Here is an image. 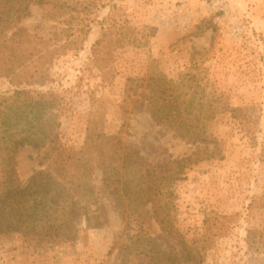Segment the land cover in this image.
Segmentation results:
<instances>
[{
    "label": "rangeland",
    "instance_id": "1",
    "mask_svg": "<svg viewBox=\"0 0 264 264\" xmlns=\"http://www.w3.org/2000/svg\"><path fill=\"white\" fill-rule=\"evenodd\" d=\"M63 1L56 18L52 4L33 3L20 23L55 45L72 41L47 83L25 86L56 93L60 149H87L91 132L120 137L152 164L211 151L151 117L148 77L157 74L183 88L181 114L209 117L221 153L190 165L165 197L176 236L155 219L143 233L128 225L93 152L88 190L75 193L81 214L66 230L74 238L0 234V264H264V0ZM129 77L144 79L124 116ZM12 89L0 77V95ZM41 153L26 145L16 154L22 186L44 169ZM179 239L201 260H187Z\"/></svg>",
    "mask_w": 264,
    "mask_h": 264
},
{
    "label": "trees",
    "instance_id": "2",
    "mask_svg": "<svg viewBox=\"0 0 264 264\" xmlns=\"http://www.w3.org/2000/svg\"><path fill=\"white\" fill-rule=\"evenodd\" d=\"M33 3L43 7L52 4V10L47 11L52 19L59 16L54 11L67 4L63 0H0V77L7 78L14 87L10 93L0 95V234L19 232L28 237L44 234L50 240L74 238L73 231L66 230L74 229V220L82 211L75 193L88 190L95 168L93 152H98L99 167L104 171L106 183L115 185V202L128 225L143 233L145 224L155 219L164 230L177 236L169 211L173 202L164 199L175 197V185L185 179L190 165L221 153L218 139L206 128L209 117L181 114L186 94L182 87L179 89V82L152 74L148 77L147 100L154 121L167 125L175 136L191 144L207 147L213 144L211 151L199 149L197 154L152 164L139 151L126 146L120 137L91 132L87 149L70 154L63 151L59 147V123L54 113L58 106L56 93L25 86L47 83L51 64L66 52L72 41L55 45L51 39L32 34L22 26L20 23L30 16ZM143 79L128 78L120 105L124 116ZM230 110L232 117L237 118L241 109ZM26 145L42 151L39 165L44 169L37 171L24 187L17 171L16 154ZM179 240L186 259L197 263L202 257L199 247Z\"/></svg>",
    "mask_w": 264,
    "mask_h": 264
}]
</instances>
